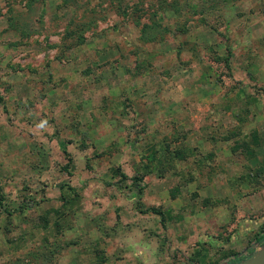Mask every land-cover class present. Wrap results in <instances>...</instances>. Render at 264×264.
<instances>
[{
  "label": "rangeland",
  "instance_id": "obj_1",
  "mask_svg": "<svg viewBox=\"0 0 264 264\" xmlns=\"http://www.w3.org/2000/svg\"><path fill=\"white\" fill-rule=\"evenodd\" d=\"M262 235L264 0H0V264H231Z\"/></svg>",
  "mask_w": 264,
  "mask_h": 264
},
{
  "label": "water",
  "instance_id": "obj_2",
  "mask_svg": "<svg viewBox=\"0 0 264 264\" xmlns=\"http://www.w3.org/2000/svg\"><path fill=\"white\" fill-rule=\"evenodd\" d=\"M231 264H264V249Z\"/></svg>",
  "mask_w": 264,
  "mask_h": 264
},
{
  "label": "trees",
  "instance_id": "obj_3",
  "mask_svg": "<svg viewBox=\"0 0 264 264\" xmlns=\"http://www.w3.org/2000/svg\"><path fill=\"white\" fill-rule=\"evenodd\" d=\"M153 212H155V213H159V211H156V210H153ZM263 238H264V235H262V236H257L255 239H256L257 242H261Z\"/></svg>",
  "mask_w": 264,
  "mask_h": 264
}]
</instances>
